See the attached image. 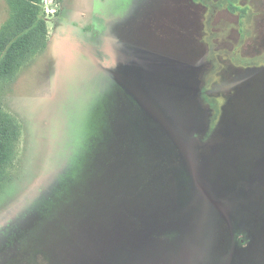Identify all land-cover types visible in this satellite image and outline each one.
I'll list each match as a JSON object with an SVG mask.
<instances>
[{
    "label": "rangeland",
    "instance_id": "obj_1",
    "mask_svg": "<svg viewBox=\"0 0 264 264\" xmlns=\"http://www.w3.org/2000/svg\"><path fill=\"white\" fill-rule=\"evenodd\" d=\"M41 6L60 61L39 28L2 84L0 264H264V0Z\"/></svg>",
    "mask_w": 264,
    "mask_h": 264
},
{
    "label": "trees",
    "instance_id": "obj_2",
    "mask_svg": "<svg viewBox=\"0 0 264 264\" xmlns=\"http://www.w3.org/2000/svg\"><path fill=\"white\" fill-rule=\"evenodd\" d=\"M6 1L9 15L0 36V91L4 80L11 74L12 63L23 56L31 40L39 33L38 29H42L41 32L46 38L45 49L49 36L46 21L40 17L42 0ZM19 136L20 127L18 128L16 118L0 106V186L6 179L7 163L11 159L14 142Z\"/></svg>",
    "mask_w": 264,
    "mask_h": 264
},
{
    "label": "crops",
    "instance_id": "obj_3",
    "mask_svg": "<svg viewBox=\"0 0 264 264\" xmlns=\"http://www.w3.org/2000/svg\"><path fill=\"white\" fill-rule=\"evenodd\" d=\"M58 22H57V24H56V26H57V29H56V33H57V35H52L50 38H49V40H48V44H47V47H46V54H47V56H48V58H50L51 59V65L52 66H56L57 65V62L55 63L54 62V60H52V57H53V55H52V53H51V47H53V45H54V48L56 47V49H57V46H56V44H58V47H59V54H58V56H57V52H55L56 53V57H58V59H59V61H60V14H59V16H58ZM61 24H63V22L61 23ZM53 39H55V40H53ZM53 41H56V44H54V42ZM56 64V65H55ZM58 64H60V62H58Z\"/></svg>",
    "mask_w": 264,
    "mask_h": 264
},
{
    "label": "built area",
    "instance_id": "obj_4",
    "mask_svg": "<svg viewBox=\"0 0 264 264\" xmlns=\"http://www.w3.org/2000/svg\"><path fill=\"white\" fill-rule=\"evenodd\" d=\"M51 12H54V9H52Z\"/></svg>",
    "mask_w": 264,
    "mask_h": 264
}]
</instances>
